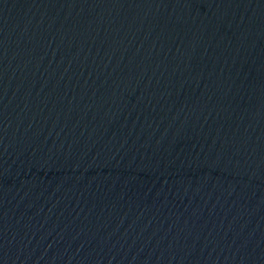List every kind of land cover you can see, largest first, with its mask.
<instances>
[{"label":"water","instance_id":"water-1","mask_svg":"<svg viewBox=\"0 0 264 264\" xmlns=\"http://www.w3.org/2000/svg\"><path fill=\"white\" fill-rule=\"evenodd\" d=\"M0 264H264V0H0Z\"/></svg>","mask_w":264,"mask_h":264}]
</instances>
